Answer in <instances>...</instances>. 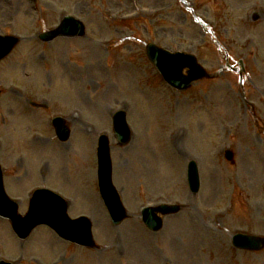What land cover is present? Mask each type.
Returning a JSON list of instances; mask_svg holds the SVG:
<instances>
[{
  "label": "rangeland",
  "instance_id": "obj_1",
  "mask_svg": "<svg viewBox=\"0 0 264 264\" xmlns=\"http://www.w3.org/2000/svg\"><path fill=\"white\" fill-rule=\"evenodd\" d=\"M222 1L197 0L198 9L221 21ZM227 2L230 27L223 30L221 22L217 30L243 54L248 75L242 82L238 75H222L181 93L147 59L149 42L192 52L213 73L221 62L204 35L207 30L193 24L192 15L184 20L178 0H0V35L22 39L0 63V158L3 167L13 161L9 176L24 164L14 162L22 153L32 167L26 166L28 177L20 179L23 187L11 186L6 176L7 186L22 214L34 190L54 188L69 202L73 217L92 219L96 241L95 248L84 249L38 228L25 243L0 218V259L14 264H264V250L245 252L232 244L238 232L264 236V129L254 118L264 126V0ZM252 9L259 12L257 22L250 17ZM65 14L80 18L87 36L42 43L40 32L55 27ZM27 100L48 101L49 109L38 111ZM118 109L127 111L133 131L125 146L112 129ZM58 113L69 118V145L50 141L55 137L51 119ZM9 121L19 123V139L26 143L31 136L49 142L17 147ZM102 133L111 140L113 181L129 214L119 227L112 225L98 192L94 151ZM227 148L234 152L233 163L224 157ZM192 159L199 163L203 184L198 196L190 193L186 179ZM159 202L184 208L153 233L140 213ZM6 226L15 239L3 246Z\"/></svg>",
  "mask_w": 264,
  "mask_h": 264
},
{
  "label": "water",
  "instance_id": "obj_2",
  "mask_svg": "<svg viewBox=\"0 0 264 264\" xmlns=\"http://www.w3.org/2000/svg\"><path fill=\"white\" fill-rule=\"evenodd\" d=\"M68 26V24H67ZM70 27V26H69ZM71 28V27H70ZM62 31H66V25H63L61 28ZM15 41L12 39H3L0 38V59L7 55L11 48L13 47ZM168 57L170 65L163 67V57ZM151 57L159 65L161 72L166 76V78L178 86L176 80L180 79L179 76L180 68L184 64L183 58L178 57V55H169L164 54L162 51L153 50L151 52ZM199 71H193V74H197ZM201 74H198L195 78L200 77ZM183 79V83L186 82V79ZM192 79V78H191ZM188 79L187 82L191 81ZM100 180L103 189L104 195L110 200V202L115 203V209L118 213H121V208L119 205L118 197H116L114 191L111 189L110 184V157L109 151L104 149L100 153ZM163 213H165V208H162ZM167 211H169L167 209ZM12 219L17 223V218L15 217V209L12 211ZM37 223H47L59 231L63 236L71 237L72 234H75V241L82 244H88L90 233L86 229L82 232L81 226H75L77 222H72L66 217V204L63 203L56 196H49L45 193H38L33 200L30 213L27 216V219L20 221L19 226L25 227V231L28 232L34 225ZM83 234L80 235L79 233Z\"/></svg>",
  "mask_w": 264,
  "mask_h": 264
}]
</instances>
